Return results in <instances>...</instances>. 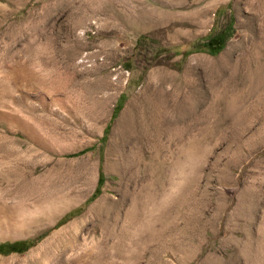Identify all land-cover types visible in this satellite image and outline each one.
Returning <instances> with one entry per match:
<instances>
[{"label": "rangeland", "instance_id": "1", "mask_svg": "<svg viewBox=\"0 0 264 264\" xmlns=\"http://www.w3.org/2000/svg\"><path fill=\"white\" fill-rule=\"evenodd\" d=\"M18 239L0 264H264V0H0Z\"/></svg>", "mask_w": 264, "mask_h": 264}, {"label": "trees", "instance_id": "2", "mask_svg": "<svg viewBox=\"0 0 264 264\" xmlns=\"http://www.w3.org/2000/svg\"><path fill=\"white\" fill-rule=\"evenodd\" d=\"M233 32V26L231 21L224 26L221 30L216 32H211L207 36L204 37V40L197 42V44L201 45L203 49L207 50L211 54L217 53L225 44L226 39L228 36H230ZM163 50L168 51V48L162 47ZM126 68L129 69V66H126ZM106 130V129H105ZM25 241L22 239L15 240L11 246H9L6 250L4 249V243L0 242V252L6 253L10 250L17 249L18 246L21 247V249H25L26 246H23ZM22 245V246H21Z\"/></svg>", "mask_w": 264, "mask_h": 264}, {"label": "bare ground", "instance_id": "3", "mask_svg": "<svg viewBox=\"0 0 264 264\" xmlns=\"http://www.w3.org/2000/svg\"><path fill=\"white\" fill-rule=\"evenodd\" d=\"M143 102V101H142ZM136 105V104H135ZM149 113V116L148 114ZM151 109L148 110L143 105L138 104L136 106H133L129 109H127L124 114L123 118L126 123V127L128 128L127 133L125 134V139H132L133 131L135 130V127L138 126L140 123H142V120L144 121V118L148 116L150 118ZM146 122V121H145ZM145 124V123H144ZM137 128V127H136ZM141 129V128H140ZM125 156V155H124ZM133 156V155H132ZM129 157V156H128ZM130 158V157H129ZM126 159V158H125ZM130 160V159H129ZM131 161V160H130ZM15 228V227H14ZM71 240L68 241L70 243ZM73 241V240H72ZM68 246H66L67 248Z\"/></svg>", "mask_w": 264, "mask_h": 264}]
</instances>
